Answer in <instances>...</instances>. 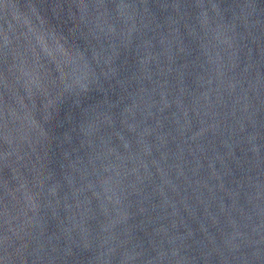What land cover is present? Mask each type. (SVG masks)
Returning a JSON list of instances; mask_svg holds the SVG:
<instances>
[{
  "label": "water",
  "instance_id": "1",
  "mask_svg": "<svg viewBox=\"0 0 264 264\" xmlns=\"http://www.w3.org/2000/svg\"><path fill=\"white\" fill-rule=\"evenodd\" d=\"M0 264H264V0H0Z\"/></svg>",
  "mask_w": 264,
  "mask_h": 264
}]
</instances>
